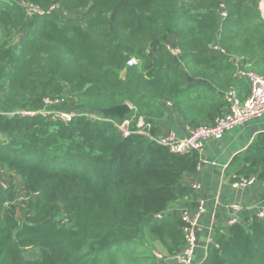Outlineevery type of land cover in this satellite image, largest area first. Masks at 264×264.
I'll return each mask as SVG.
<instances>
[{
  "label": "trees",
  "instance_id": "trees-1",
  "mask_svg": "<svg viewBox=\"0 0 264 264\" xmlns=\"http://www.w3.org/2000/svg\"><path fill=\"white\" fill-rule=\"evenodd\" d=\"M20 1L44 14L28 23L17 1L0 0V169L30 197L17 216L10 189L0 192V264H159L155 254L175 256L184 225L168 210L196 171L197 153H171L134 128L123 136L109 121L18 112L69 97L87 112L126 103L129 116L108 119L135 122L160 118L170 103L190 127L209 124L237 70L264 75L263 0H61L60 11L83 13L65 21L46 13L53 0ZM169 35L185 71L165 48ZM213 42L223 54L205 49ZM131 57L138 67L126 66ZM234 88L247 94L243 79ZM231 163L238 177L264 181V133ZM200 264H264V219L215 229Z\"/></svg>",
  "mask_w": 264,
  "mask_h": 264
},
{
  "label": "crops",
  "instance_id": "crops-1",
  "mask_svg": "<svg viewBox=\"0 0 264 264\" xmlns=\"http://www.w3.org/2000/svg\"><path fill=\"white\" fill-rule=\"evenodd\" d=\"M165 48L171 54L173 64L185 71L172 35L167 37ZM235 63L239 68L242 62L236 60ZM239 72L252 71L237 70L229 89L234 88L236 80L243 79L239 76ZM245 82L248 87V82L246 80ZM146 122L150 125L147 132L154 137H163L172 133L175 137L182 138L190 127L175 108L167 105L163 106L160 118L147 119ZM262 133H264V114L226 132L220 141L202 142L201 149L197 153L199 167L193 174L183 178L181 195L169 209L171 213H177L181 207L194 208L199 202L203 203V212L196 227V249L192 264H200L204 260L215 229H225L230 225L231 219H236L238 223L245 225L264 208V181L257 180L252 187L244 190H234L231 187L232 182L238 177L240 167L237 164L232 165L231 162L234 158L242 156ZM6 176L7 173L2 170L0 178ZM10 176L16 177L12 174ZM194 181L201 184V190L198 192L190 189L189 185ZM235 204L240 206L239 212L232 210Z\"/></svg>",
  "mask_w": 264,
  "mask_h": 264
},
{
  "label": "built area",
  "instance_id": "built-area-1",
  "mask_svg": "<svg viewBox=\"0 0 264 264\" xmlns=\"http://www.w3.org/2000/svg\"><path fill=\"white\" fill-rule=\"evenodd\" d=\"M32 6V5H28ZM33 7V6H32ZM24 10L27 8L23 6ZM34 16H41L44 11L36 7ZM54 7L50 6L46 13H53ZM27 14V11L25 12ZM217 13L220 20L226 17L225 7L221 2L217 8ZM205 49L210 54H223L224 51L216 45L215 42L207 45ZM169 50V49H168ZM177 52L179 50L177 49ZM127 67H138L139 61L133 57L126 61ZM239 76L248 82V93L244 97H240L235 88L227 90L223 95L224 109L221 114L217 115L213 122L209 124H202L195 127H188L185 135L182 138L175 137L172 133L163 137H154L147 132L150 127L149 123L139 118L137 121L124 120L117 122L116 120L108 119L99 112L94 111H80L76 108L61 107V101L58 98H44L39 109L35 110H21L18 114L21 117H35L41 116L52 121L62 123H69L76 117H84L91 121H109L123 136H128L135 129V132L147 137L149 140L158 145L165 146L171 153L183 156L185 154L198 153L201 149L203 141L213 140L220 141L226 132L232 130L237 126L243 125L252 118L260 117L264 114V75L255 74L252 72H239ZM165 105L171 106L170 103ZM130 106V105H129ZM131 107V106H130ZM132 108V107H131ZM134 126V127H133ZM199 164L197 165L198 169ZM2 170L0 169V172ZM7 177V176H6ZM257 182L256 176L251 177H236L232 182L231 187L234 190H244L252 187ZM190 189L198 192L201 190L199 182L190 183ZM3 181L0 180V188H4ZM264 193V188H263ZM232 210L239 212L240 206L233 205ZM169 213H171L168 210ZM203 212V203L199 202L196 207H181L177 211V215L183 222L184 244L179 253L171 258H176L178 264H192L196 249V227L199 223L200 216ZM257 219H264V208L258 211L255 215ZM238 223L236 219H231L229 224ZM159 264H164L162 256L155 254Z\"/></svg>",
  "mask_w": 264,
  "mask_h": 264
},
{
  "label": "rangeland",
  "instance_id": "rangeland-1",
  "mask_svg": "<svg viewBox=\"0 0 264 264\" xmlns=\"http://www.w3.org/2000/svg\"><path fill=\"white\" fill-rule=\"evenodd\" d=\"M13 1H17L19 3L20 6H22V9L23 6H26L27 8L24 10V12L27 11V14L25 13V18L27 19V22L30 23L33 18L35 17L34 15L36 14L35 13V9L32 7V6H28L30 4H24L22 3L20 0H13ZM61 0H53V4H52V7H54V12L60 21H65L66 19L70 18V17H80L83 13L80 12V13H67V12H62L60 11L59 9V3H60ZM223 1V0H222ZM264 10V0L261 2L260 4V11L263 12ZM24 32L18 34V35H13L12 36V42L17 40V38L23 36ZM4 32L3 30L0 28V42L3 41L4 39ZM257 73V72H256ZM60 101H61V107L63 108H67V107H72V108H75L74 104L72 102L73 99L72 98H60ZM6 173V172H5ZM11 174L10 173H7V177H2L0 178L1 181H3L5 187L4 188H0V192L2 190H8L10 189V191L12 192L13 194V202H14V207H15V211H16V215L19 216L22 209L25 208L27 205H28V201H29V195H27L25 192H24V189H23V185L20 183L19 179L18 178H14L12 176H10Z\"/></svg>",
  "mask_w": 264,
  "mask_h": 264
},
{
  "label": "water",
  "instance_id": "water-1",
  "mask_svg": "<svg viewBox=\"0 0 264 264\" xmlns=\"http://www.w3.org/2000/svg\"><path fill=\"white\" fill-rule=\"evenodd\" d=\"M132 112V108L128 104H122L119 106H114L109 109L101 110L99 113L106 118H116L118 120H123L125 117L129 116ZM164 264H178L176 258H167L164 260Z\"/></svg>",
  "mask_w": 264,
  "mask_h": 264
}]
</instances>
